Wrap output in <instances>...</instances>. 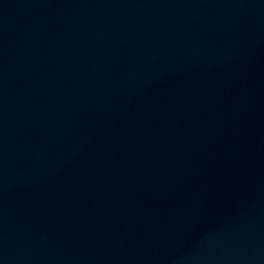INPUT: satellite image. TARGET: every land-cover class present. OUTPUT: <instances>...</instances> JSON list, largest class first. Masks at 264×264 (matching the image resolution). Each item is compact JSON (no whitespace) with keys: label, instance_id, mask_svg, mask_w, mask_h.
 <instances>
[{"label":"water","instance_id":"95a60500","mask_svg":"<svg viewBox=\"0 0 264 264\" xmlns=\"http://www.w3.org/2000/svg\"><path fill=\"white\" fill-rule=\"evenodd\" d=\"M0 90V264H264V0H76Z\"/></svg>","mask_w":264,"mask_h":264}]
</instances>
